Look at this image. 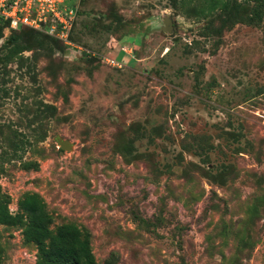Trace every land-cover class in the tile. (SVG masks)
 <instances>
[{
  "label": "rangeland",
  "instance_id": "1",
  "mask_svg": "<svg viewBox=\"0 0 264 264\" xmlns=\"http://www.w3.org/2000/svg\"><path fill=\"white\" fill-rule=\"evenodd\" d=\"M203 3L86 0L83 51L51 40L9 56L0 39L12 213L40 194L51 228L89 231L98 264H264V16L222 25ZM22 248L36 250L0 224V264H37Z\"/></svg>",
  "mask_w": 264,
  "mask_h": 264
},
{
  "label": "trees",
  "instance_id": "2",
  "mask_svg": "<svg viewBox=\"0 0 264 264\" xmlns=\"http://www.w3.org/2000/svg\"><path fill=\"white\" fill-rule=\"evenodd\" d=\"M85 1L79 3L78 9ZM243 6L248 7L245 14L240 12ZM198 8L202 18L214 15L218 11V15L223 18L222 25H232L236 22L257 25L262 22L264 16V0H204ZM76 21L70 38H73ZM4 27L5 24H0V39L3 37ZM29 37L32 38L31 41L25 40ZM4 39L5 46L11 45L9 56H15L32 47H41L46 41L55 40L62 44L61 41L28 27L11 30ZM22 40L28 43L24 45ZM120 56L125 61L126 54L120 53ZM11 148L14 151L18 149L14 142ZM29 164L30 162L24 163L25 167ZM8 203L9 196L0 189V224L22 228L24 241L35 246L37 264H98L92 252L89 231L74 222L62 223L51 228L53 216L47 210L40 194L35 192L23 194L15 213L9 210Z\"/></svg>",
  "mask_w": 264,
  "mask_h": 264
},
{
  "label": "built area",
  "instance_id": "3",
  "mask_svg": "<svg viewBox=\"0 0 264 264\" xmlns=\"http://www.w3.org/2000/svg\"><path fill=\"white\" fill-rule=\"evenodd\" d=\"M81 1L83 0H0V24H5L1 39L11 30L28 27L83 51L70 38ZM106 60L112 66L120 64L115 58L108 57ZM31 256L36 261L37 251L22 248V258L29 259Z\"/></svg>",
  "mask_w": 264,
  "mask_h": 264
},
{
  "label": "water",
  "instance_id": "4",
  "mask_svg": "<svg viewBox=\"0 0 264 264\" xmlns=\"http://www.w3.org/2000/svg\"><path fill=\"white\" fill-rule=\"evenodd\" d=\"M57 142L62 149H69L70 148V144L67 141H62L60 139H57Z\"/></svg>",
  "mask_w": 264,
  "mask_h": 264
}]
</instances>
